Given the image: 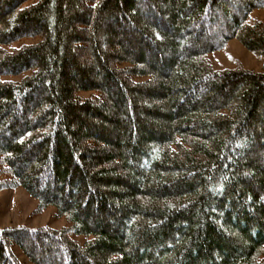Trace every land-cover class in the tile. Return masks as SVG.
Returning a JSON list of instances; mask_svg holds the SVG:
<instances>
[{
	"label": "trees",
	"instance_id": "trees-1",
	"mask_svg": "<svg viewBox=\"0 0 264 264\" xmlns=\"http://www.w3.org/2000/svg\"><path fill=\"white\" fill-rule=\"evenodd\" d=\"M257 8L0 0V191L68 222L0 228V264H264V69L208 57H264Z\"/></svg>",
	"mask_w": 264,
	"mask_h": 264
},
{
	"label": "rangeland",
	"instance_id": "rangeland-1",
	"mask_svg": "<svg viewBox=\"0 0 264 264\" xmlns=\"http://www.w3.org/2000/svg\"><path fill=\"white\" fill-rule=\"evenodd\" d=\"M264 22V8H257L250 14L249 22ZM39 37L22 38L9 47H20L24 44H31L39 41ZM210 62L214 69H234L242 67L253 71L264 69V57L249 50L237 38L230 39L223 48L209 54ZM15 76L13 78H20ZM26 161L21 162L22 167H27ZM38 199L32 196L25 188L15 187L0 191V228L25 226L30 228L51 227L60 229L68 222L64 216L57 214L55 206H48L44 209L38 208ZM78 240L84 241V237L75 236ZM22 264H33L22 252L19 246H14ZM35 253V252H34ZM36 254L41 257L45 255Z\"/></svg>",
	"mask_w": 264,
	"mask_h": 264
}]
</instances>
